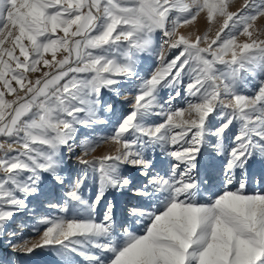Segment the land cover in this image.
<instances>
[{
  "label": "snow or ice",
  "instance_id": "obj_1",
  "mask_svg": "<svg viewBox=\"0 0 264 264\" xmlns=\"http://www.w3.org/2000/svg\"><path fill=\"white\" fill-rule=\"evenodd\" d=\"M230 7L0 0V244L63 264H264V0ZM202 13L222 18L214 38L177 36ZM133 92L77 154L80 129L110 123V94ZM103 143L115 152L86 158ZM112 192L136 201L119 219ZM19 215H37L35 242L11 230Z\"/></svg>",
  "mask_w": 264,
  "mask_h": 264
},
{
  "label": "rangeland",
  "instance_id": "obj_2",
  "mask_svg": "<svg viewBox=\"0 0 264 264\" xmlns=\"http://www.w3.org/2000/svg\"><path fill=\"white\" fill-rule=\"evenodd\" d=\"M243 3V0H231V11H236L239 9L240 5ZM222 23V18H217L216 21L212 24H209L206 19V14L202 13L200 16L197 17V19L189 24L184 25L183 27H180L177 30V36L183 35L185 38L189 39L190 41H195L196 36H203L207 34L209 36V39L214 38L215 32L217 31L219 24ZM255 28L258 32L261 34H264V18H260L255 25ZM155 41L159 43L160 34H155ZM244 38H241V41H243ZM200 47H205L206 45L201 43L199 45ZM60 54L58 53V58ZM142 67L144 70H148L153 61L151 58H148L147 60H144V58H141ZM38 74H31V78H35ZM258 83V80H253V78H248V87L245 89L246 93L254 89V85ZM127 93V89L125 90ZM167 91L164 90L162 92V96L166 98ZM9 98V97H6ZM110 99L115 105V113L111 117H109L110 123L105 125H96L93 129H80L77 134V147H76V153L80 154L81 149L79 147V144L81 141L85 139L93 140L99 136H106L111 133L112 130V123L115 122V120L119 119L122 115L127 114L131 108L130 104L134 102V92L131 95H127V98L123 97H115L110 94ZM3 138H0L2 140ZM116 145L113 143H103L101 144L95 152L90 153L86 158L92 159L94 157H99L105 154L114 153L116 149ZM14 154V153H10ZM0 155H3V152L0 151ZM72 163L75 164V157H73ZM157 168L158 169H166L167 163L165 161L164 157H159L157 160ZM127 175L136 177L135 170L129 169L126 172ZM143 178L137 177V182ZM50 186V185H49ZM217 189L214 187L213 191H216ZM256 190V186L254 184L250 185V191ZM95 193V186L91 185L89 189L85 190V197L89 198L94 196ZM108 198L113 200V202L116 205V212H117V218H122L127 208L131 204H135L136 201L132 199V193H117L112 192L108 195ZM34 209L39 211H42V206L34 203L32 205ZM37 215H19L16 217L15 223L11 224V230H14L17 232L18 236L22 235L25 238L32 239L33 242L38 239V236L31 231V227L33 224L36 223ZM137 228H140V226H137ZM74 260L76 261V264H84L82 258L80 257H74ZM0 262H3V264H63L62 258L57 255L55 252H51L48 250H39L37 254H33L31 256L24 255L22 253L13 252V250L6 244H0Z\"/></svg>",
  "mask_w": 264,
  "mask_h": 264
},
{
  "label": "bare ground",
  "instance_id": "obj_3",
  "mask_svg": "<svg viewBox=\"0 0 264 264\" xmlns=\"http://www.w3.org/2000/svg\"><path fill=\"white\" fill-rule=\"evenodd\" d=\"M214 189V188H213ZM137 227V226H136ZM141 227V226H140Z\"/></svg>",
  "mask_w": 264,
  "mask_h": 264
}]
</instances>
